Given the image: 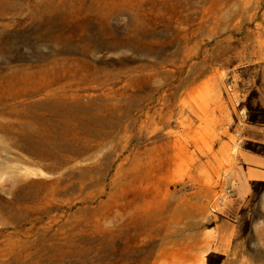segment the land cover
<instances>
[{
	"label": "rangeland",
	"instance_id": "obj_1",
	"mask_svg": "<svg viewBox=\"0 0 264 264\" xmlns=\"http://www.w3.org/2000/svg\"><path fill=\"white\" fill-rule=\"evenodd\" d=\"M10 2L0 85L79 84L87 120L58 157L0 131V264H264V179H239L264 156V0ZM50 8L60 43L10 53Z\"/></svg>",
	"mask_w": 264,
	"mask_h": 264
},
{
	"label": "bare ground",
	"instance_id": "obj_2",
	"mask_svg": "<svg viewBox=\"0 0 264 264\" xmlns=\"http://www.w3.org/2000/svg\"><path fill=\"white\" fill-rule=\"evenodd\" d=\"M15 7L16 4L11 3L10 0H0V16L6 13L4 11L15 9ZM54 12L50 8L47 11L39 10L33 13L31 26L36 30L35 36L26 35L24 32L20 35H13L14 39H19L17 40L18 43L14 42L12 46H9L10 53L20 51L21 45H27L31 50L34 49L41 53L44 42L60 43V34L57 32V19L59 16ZM9 26V23L0 22V28L2 29ZM6 40L3 34L0 33V44L5 43ZM82 84L85 85L86 82H82ZM15 86L19 88L16 94L13 95L14 98L22 97L27 89L29 96L33 98L29 101V111L24 112V106L21 107L26 103H21L19 109L16 110L20 116L27 117L28 121L20 120L16 132L10 131L14 125L0 123V131L10 132L9 140L13 145L25 149L37 158L43 156L58 157L61 152L73 151L69 143L70 137L75 134L78 123L84 124L87 120L82 116L86 109L83 107L85 103L81 102V95L78 93L81 86L78 84L73 87L68 86V89H66L63 85L59 87L61 90L55 94L54 89H50L49 86L38 87L33 80L27 82L20 78L8 79L5 85H0V89L7 92ZM41 91L43 93H40ZM5 103L6 101L0 98V108L4 107ZM27 197L28 194L23 192L21 198L25 199Z\"/></svg>",
	"mask_w": 264,
	"mask_h": 264
},
{
	"label": "crops",
	"instance_id": "obj_3",
	"mask_svg": "<svg viewBox=\"0 0 264 264\" xmlns=\"http://www.w3.org/2000/svg\"><path fill=\"white\" fill-rule=\"evenodd\" d=\"M245 163H248L246 169L242 171V177L239 178L240 188L242 191H245V195L248 191V180H261L264 179V156L254 155V154H247L243 155L242 159ZM249 167V168H248ZM248 169V171H247Z\"/></svg>",
	"mask_w": 264,
	"mask_h": 264
},
{
	"label": "trees",
	"instance_id": "obj_4",
	"mask_svg": "<svg viewBox=\"0 0 264 264\" xmlns=\"http://www.w3.org/2000/svg\"><path fill=\"white\" fill-rule=\"evenodd\" d=\"M219 258L221 259L222 256H219ZM208 264H215V262H214L212 259L209 258V260H208Z\"/></svg>",
	"mask_w": 264,
	"mask_h": 264
}]
</instances>
